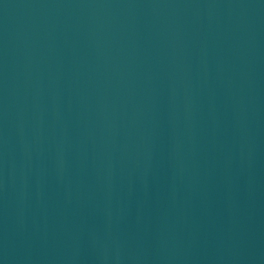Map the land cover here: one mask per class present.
Listing matches in <instances>:
<instances>
[{"label":"water","instance_id":"water-1","mask_svg":"<svg viewBox=\"0 0 264 264\" xmlns=\"http://www.w3.org/2000/svg\"><path fill=\"white\" fill-rule=\"evenodd\" d=\"M0 264H264V0H0Z\"/></svg>","mask_w":264,"mask_h":264}]
</instances>
